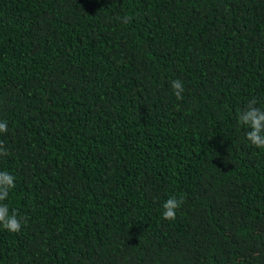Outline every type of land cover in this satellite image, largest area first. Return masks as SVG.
Instances as JSON below:
<instances>
[{
    "label": "trees",
    "instance_id": "1",
    "mask_svg": "<svg viewBox=\"0 0 264 264\" xmlns=\"http://www.w3.org/2000/svg\"><path fill=\"white\" fill-rule=\"evenodd\" d=\"M252 98L264 0H0V264H264Z\"/></svg>",
    "mask_w": 264,
    "mask_h": 264
},
{
    "label": "clouds",
    "instance_id": "2",
    "mask_svg": "<svg viewBox=\"0 0 264 264\" xmlns=\"http://www.w3.org/2000/svg\"><path fill=\"white\" fill-rule=\"evenodd\" d=\"M132 17L125 16L123 23H129ZM171 88L177 99H183L184 92L183 82L179 79L170 81ZM258 101L252 98L248 101L246 108L238 115V122L245 126L246 139L251 145L257 149L264 150V108L257 106ZM7 122H0V133H7ZM8 155L3 144H0V156ZM16 187L15 177L7 171H0V226L10 233H19L21 231L22 222L18 219L15 211L9 214V207L5 201L9 198V193ZM183 201L177 197H170L163 204L162 218L169 222H173L177 218V212L180 209Z\"/></svg>",
    "mask_w": 264,
    "mask_h": 264
}]
</instances>
